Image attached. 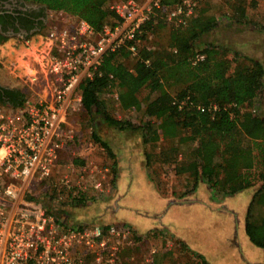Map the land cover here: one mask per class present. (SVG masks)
Wrapping results in <instances>:
<instances>
[{"label":"built area","instance_id":"2783aa9c","mask_svg":"<svg viewBox=\"0 0 264 264\" xmlns=\"http://www.w3.org/2000/svg\"><path fill=\"white\" fill-rule=\"evenodd\" d=\"M201 2H110L120 20L107 22L101 30L63 10H48L44 30L14 40L13 51L19 46L27 51L21 59L32 72H23L17 58L13 72L26 84L30 80L34 95L27 94L18 106L0 102V264H157L155 246L141 257L126 254L147 237L131 225L71 222L46 204L52 200L50 189L60 195L58 202L70 195L71 203L80 194L88 202L110 190L104 185L108 168L64 160L75 137L69 117L83 108L80 83L102 75L109 54L126 49L137 57L140 46L146 45L143 27L158 11L169 25L184 27L198 15ZM203 58L197 54V59ZM179 105L183 108L185 100ZM198 108L214 111L218 106ZM164 239L167 247L173 245L170 237ZM193 257L190 264H205L198 255Z\"/></svg>","mask_w":264,"mask_h":264},{"label":"trees","instance_id":"16d2710c","mask_svg":"<svg viewBox=\"0 0 264 264\" xmlns=\"http://www.w3.org/2000/svg\"><path fill=\"white\" fill-rule=\"evenodd\" d=\"M44 5L48 10H63L88 21L96 30H101L107 22L120 20L111 9V0H24ZM169 3L176 0H162ZM243 7V6H239ZM245 9V8H244ZM243 10V8H241ZM199 13V10H198ZM242 21V20H239ZM169 25L162 12L158 13L143 27L142 38L156 33L158 27ZM216 26L214 19H204L199 13L188 25L175 28L170 25V41L166 48H149L141 45L139 55L133 57L126 49L106 56L102 65V75L84 79L79 85L83 95V108L88 114L102 115L111 126L126 127L123 119L116 118L105 110L102 95L117 89L124 95H137L143 89L156 92L149 100L146 114L150 118L142 126L146 141L150 132L159 137V126L164 127L172 121L170 133L189 132V139L196 145L185 155L191 193L200 182H206L216 192L234 195L240 191L257 186L250 203L246 219V233L252 243L264 248V217L258 218L259 206H264V116L241 113V108L255 101L263 90L264 65L256 58H248L249 63L240 65L229 72L228 48L208 44L197 51L201 37ZM8 36L0 30V43ZM203 59H197V54ZM133 57L132 67L125 59ZM148 61V62H147ZM174 75L184 87L172 92L168 78ZM27 94L21 88L0 86V102L14 106L23 103ZM185 100L183 108L180 103ZM217 105L214 111H202L198 106ZM156 120L161 121L159 126ZM92 125V124H91ZM93 126L92 139L114 157L109 144L98 134ZM177 156L175 150L163 161H171ZM151 158V155L148 156ZM77 165L86 163L82 157L73 158ZM113 180L116 181L114 167ZM54 193V189H50ZM70 197V195H68ZM85 194H80L75 203L84 202ZM162 255L160 257H164ZM199 256V255H198ZM202 258L205 264H210ZM162 264V259H156Z\"/></svg>","mask_w":264,"mask_h":264},{"label":"rangeland","instance_id":"374dc122","mask_svg":"<svg viewBox=\"0 0 264 264\" xmlns=\"http://www.w3.org/2000/svg\"><path fill=\"white\" fill-rule=\"evenodd\" d=\"M115 1L120 0H111L112 3ZM199 13L204 19H214L216 26L211 32L201 37L197 51L202 50L208 44L225 46L229 50L227 54L230 61L229 72H234L240 65L248 64V58H256L264 65V0H202ZM171 28L170 25L158 27L156 33L147 36L145 44L153 49L166 48L170 41ZM14 47L13 39L0 43L1 83L21 88L26 94L33 96L34 94L29 88L30 80L29 84H26L24 79L20 76L17 77L13 72L15 68L13 61L16 58L25 72H32L29 70V64L21 59L27 51L19 46L15 48V52L13 51ZM34 51L35 48L32 46L31 52ZM124 61L132 67L135 59L130 57ZM168 81V87L172 92L180 90L185 85V82L178 81L174 75H171ZM114 91L118 92L117 89ZM113 93L102 95L106 104L105 110L116 118L123 119L126 127L119 128L108 125L101 114L96 112L88 114L82 108L69 117L70 128L74 131L75 137L64 154L66 164L80 156L88 164L98 165L103 170L108 168L109 175L105 179L104 185L110 190L94 195L85 203H71L66 195H63V198L67 201L58 202L60 195L53 193L52 200L47 201L46 205L52 212L71 222L101 224L131 222L141 232L160 224L161 220L174 223L173 225H177L179 222L184 223L187 215L186 209H182L180 204H167L166 199L161 201L154 193H150L154 190L155 193L157 192L163 197H184L191 194L192 183L189 180L185 155L191 151L196 142L189 139V132L170 133L174 127L170 120L166 122L165 128H160L161 121L156 120L159 126V137L154 138L153 133L150 132L148 134L150 136L147 137L149 141H146L142 129V126L150 119L146 114V107L149 100L155 98L157 93L146 88L135 96L121 94L119 100L113 96ZM240 111L244 114L252 113L264 116V82L260 96L241 108ZM91 124L96 125L98 134L109 144L115 154L114 157L93 141V126ZM175 150L178 152L176 157L174 154L170 162L163 161V157L169 156ZM149 155L151 158L148 157ZM112 167H114L117 176L116 181L113 180ZM67 172L72 174L69 170ZM254 188L256 193L257 186ZM251 190L252 188L229 197L226 202L244 215ZM116 192H119L118 197H115ZM210 209L209 205L207 210ZM257 210V217L263 218L264 206H259ZM144 213L149 216H143ZM205 233L208 234V230ZM140 234H147L146 239H143L128 252L126 251V254L141 257L148 253L153 246H160V239L156 240L157 243L154 240L159 237L152 236L150 231ZM164 234L163 246L171 252V260L175 263L179 262L176 264H190L193 261V256L197 255L190 256L188 260L185 259V256L188 255L185 246L166 231ZM165 236L171 238L172 246L167 247ZM211 236L215 238L213 235ZM196 241L200 243L201 239ZM255 248L259 251L254 250V255L249 250L253 262L256 257V261L264 263V249ZM176 252H179V256L181 254L184 258L179 261V256L175 257Z\"/></svg>","mask_w":264,"mask_h":264},{"label":"crops","instance_id":"0c3cea01","mask_svg":"<svg viewBox=\"0 0 264 264\" xmlns=\"http://www.w3.org/2000/svg\"><path fill=\"white\" fill-rule=\"evenodd\" d=\"M123 176L124 174L122 178ZM251 188L252 190L247 199V210L244 215L226 202L227 198L246 192ZM251 188L240 191L234 195H224L216 192L206 182L202 181L194 192L184 197H163L153 190L150 194L154 193L161 201L166 199L167 204H180L182 209H186V221L173 225L174 223L161 220L160 224L154 225L149 229L147 228L144 232H141L131 222H127V224L131 225L140 233H147L149 231L158 232V234L154 235V237H159L154 239L155 243H157V239H160V246L156 245V259H162V264L175 263V261L171 260V252L163 246L162 232L164 231L174 236L175 239L185 246L186 252L188 253V255L185 256L187 260L190 256L199 255L210 264H264L260 261H256V257H254L253 262V258L249 252L250 250L254 255V250H257L255 247L260 248L252 243L246 233L248 209L255 193V188ZM118 194L119 192H116L115 197H118ZM209 205L211 209L207 210ZM143 216L149 215L144 213ZM206 230H208V234L205 233ZM199 239H201L200 243L196 241ZM162 255L165 256L160 257ZM177 256H179V252H176L175 257L177 258ZM183 258L184 257L180 254L178 260L180 261Z\"/></svg>","mask_w":264,"mask_h":264},{"label":"flooded vegetation","instance_id":"af4514ba","mask_svg":"<svg viewBox=\"0 0 264 264\" xmlns=\"http://www.w3.org/2000/svg\"><path fill=\"white\" fill-rule=\"evenodd\" d=\"M48 15V9L42 4L0 0V30L8 39L17 41L35 36L37 31L45 29ZM0 86L14 88L4 85L1 80Z\"/></svg>","mask_w":264,"mask_h":264},{"label":"water","instance_id":"95a60500","mask_svg":"<svg viewBox=\"0 0 264 264\" xmlns=\"http://www.w3.org/2000/svg\"><path fill=\"white\" fill-rule=\"evenodd\" d=\"M23 72H25V71L23 70Z\"/></svg>","mask_w":264,"mask_h":264}]
</instances>
